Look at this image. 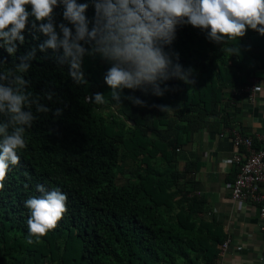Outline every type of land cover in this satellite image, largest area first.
Here are the masks:
<instances>
[{"label":"trees","instance_id":"obj_1","mask_svg":"<svg viewBox=\"0 0 264 264\" xmlns=\"http://www.w3.org/2000/svg\"><path fill=\"white\" fill-rule=\"evenodd\" d=\"M76 2L89 4L85 15L91 20V0ZM63 10L54 9L57 24L64 22ZM23 35L16 56L0 48V59L19 62L46 39L27 26ZM221 47L207 39L206 30L178 25L165 51L194 70L195 82L169 79L160 85L167 88L162 96L150 86L125 89L119 105L103 79L111 64L99 55L84 57L87 84L78 86L67 65L56 62L61 52L37 51L26 78L34 93L49 89L55 96L45 102L51 111L27 130V147L0 190V264H217L225 236L219 222L206 218V201L188 179L202 167L188 147L204 130L221 134L233 127L229 108L241 97L232 90L264 70V36L246 30L238 55ZM95 93L109 103H87L85 97ZM160 105L170 110L162 112ZM57 108L59 117L53 115ZM254 145L260 146L256 140ZM37 184L67 194V211L41 243L29 244L35 237L29 236L24 202L40 195Z\"/></svg>","mask_w":264,"mask_h":264},{"label":"clouds","instance_id":"obj_2","mask_svg":"<svg viewBox=\"0 0 264 264\" xmlns=\"http://www.w3.org/2000/svg\"><path fill=\"white\" fill-rule=\"evenodd\" d=\"M91 3L94 16L89 20L85 15L89 4H78L76 0H0V48L9 57H15L18 48L25 44L26 26L46 38L21 55L19 62L13 60L9 65L0 59V117H3L0 190L5 187L10 165L19 163V153L27 147V130L39 114L51 111L45 102L53 101L55 96L49 89L34 93L31 80L26 78L37 51L61 52L56 62L67 65L68 77L78 86L87 84L82 67L84 57L99 55L111 64L103 79L110 89L111 101L119 105L125 89L147 90L150 86L153 95L162 96L167 88L161 89L160 85L169 79L186 84L195 82L194 70L174 63L172 54L165 51V45L175 39L178 25L206 30L207 39L222 45L221 51L229 56L239 54L238 40L246 30L264 36V0H91ZM61 5L64 22L57 24L54 9ZM33 39L38 37L34 35ZM125 98L137 106L144 104L137 97ZM85 101L95 105L109 103L102 93L86 96ZM158 107L162 112L170 110L165 105ZM61 113L62 109L57 108L53 115L59 117ZM36 191L39 196L33 195L24 202L29 211V236L35 237V241L28 240L29 244L41 243V238L56 227L67 211V194L59 188L48 190L37 184Z\"/></svg>","mask_w":264,"mask_h":264},{"label":"crops","instance_id":"obj_3","mask_svg":"<svg viewBox=\"0 0 264 264\" xmlns=\"http://www.w3.org/2000/svg\"><path fill=\"white\" fill-rule=\"evenodd\" d=\"M255 77L259 84L254 101L244 96L229 108L230 125L254 137L264 135V126H260L264 125V70L256 71ZM188 150L202 164L196 174L188 177L196 183L193 191H199L206 201V218L219 222L224 242L229 241L217 264H264V233L260 231L258 209L247 201H232L228 190L237 174L232 157L242 149L212 129L198 133Z\"/></svg>","mask_w":264,"mask_h":264},{"label":"built area","instance_id":"obj_4","mask_svg":"<svg viewBox=\"0 0 264 264\" xmlns=\"http://www.w3.org/2000/svg\"><path fill=\"white\" fill-rule=\"evenodd\" d=\"M259 78L252 77L238 89L232 90L235 97H248L254 101L258 89ZM228 136L234 147L242 149L234 153L232 160L239 168V171L230 188L232 201H247L258 209L260 231L264 233V135L250 136L241 133L234 127L224 129L220 137ZM260 145L256 147L254 141ZM199 195L200 193L197 192ZM229 241L222 245L226 249Z\"/></svg>","mask_w":264,"mask_h":264},{"label":"water","instance_id":"obj_5","mask_svg":"<svg viewBox=\"0 0 264 264\" xmlns=\"http://www.w3.org/2000/svg\"><path fill=\"white\" fill-rule=\"evenodd\" d=\"M131 124L133 125L134 123H133V122H131Z\"/></svg>","mask_w":264,"mask_h":264}]
</instances>
